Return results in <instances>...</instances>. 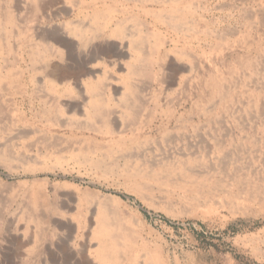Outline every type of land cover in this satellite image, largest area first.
Returning a JSON list of instances; mask_svg holds the SVG:
<instances>
[{
    "label": "rangeland",
    "instance_id": "obj_1",
    "mask_svg": "<svg viewBox=\"0 0 264 264\" xmlns=\"http://www.w3.org/2000/svg\"><path fill=\"white\" fill-rule=\"evenodd\" d=\"M99 1L40 0L42 21L34 0H0V18L20 8L0 27L12 51L0 54V264H101L103 198L125 244L117 264H264V0ZM103 14L157 55L131 91L120 78L134 53L102 35ZM99 98L117 127L86 116Z\"/></svg>",
    "mask_w": 264,
    "mask_h": 264
},
{
    "label": "bare ground",
    "instance_id": "obj_2",
    "mask_svg": "<svg viewBox=\"0 0 264 264\" xmlns=\"http://www.w3.org/2000/svg\"><path fill=\"white\" fill-rule=\"evenodd\" d=\"M1 1H3V0H1ZM5 1V0H4ZM55 1V0H54ZM99 1V0H98ZM101 1H103V0H101ZM110 1V0H109ZM137 1H139L140 3H141V5H142V7H145L144 5H143V0H137ZM147 1H149V0H147ZM146 1V2H147ZM152 1H157V0H152ZM50 2V1H49ZM49 2L47 3L48 5H49ZM53 2V1H52ZM93 2V1H92ZM100 2V1H99ZM131 2H133L132 0H131ZM19 3V2H18ZM23 3V2H22ZM122 3V2H121ZM137 3V2H136ZM15 4V3H14ZM12 5V4H10L9 5V7H8V10L7 11H2L3 13H1V15H2V17L0 18V27H15L14 25V23H16V18H15V16H14V13H12V11H17V12H19V9L20 8H18V7H16L17 6V4H15V5ZM33 4H34V6H33V10L32 11H37V10H41L42 12H44V14H43V16H42V21L45 19V9H47L46 7H48V6H44V5H41V4H44L43 2L42 3H40V0H34V2H33ZM124 4V3H123ZM115 6V5H114ZM113 6V8H108V9H106V11L108 12V14H110V12H112L113 13V11L114 10H116L117 9V7H114ZM119 6V5H118ZM14 7V8H13ZM9 8H10V12H9ZM12 8V9H11ZM119 9V8H118ZM23 10V9H22ZM1 11V10H0ZM31 11V10H30ZM29 11V12H30ZM104 11V10H103ZM24 12V11H23ZM22 12V13H23ZM115 12H117V11H115ZM127 12V11H126ZM130 12V11H129ZM171 12L173 13V17L171 16V19L173 18H177V17H179V14H182V12H180V10L178 9V8H174V9H172L171 10ZM35 13H37V12H35ZM105 13V12H104ZM159 13H160V11H159ZM25 14H27V13H25ZM25 14H24V16H22V17H25ZM42 14V13H41ZM115 14V13H114ZM117 14V13H116ZM31 15V14H30ZM127 15V14H126ZM101 16V15H100ZM109 15H104L103 14V17H104V19H102L103 17L101 16V19L99 20V18H98V20H99V22H100V24H99V26L100 27H103V28H106V29H104L103 30V33H102V35H104L105 37H108V38H124V39H127V41H128V46H129V48H130V51H133V55L134 56H131V58H132V60L131 61H129L128 63H126V67H127V73L126 74H124V76L123 77H121L120 78V81H121V83L124 85V88L123 89H128V90H130L131 91V89L133 90V87L131 88V82H129V79H130V77L129 76H131L132 77V75H138V74H141V75H147L148 74V71L147 70H149V68H147L146 66H148V65H150L151 66V68L150 69H152V65H153V63L154 62H156V57H157V55H155V53H154V51L153 50H147V49H142V48H140L139 47V43L142 41V40H144V37L143 36H141V35H139L138 37H136L135 39H134V41H133V36L132 35H130V36H125L124 34H123V32H121V29L120 28H117V25H118V23L116 22V26L115 27H110V20H108V17ZM157 16V14L155 13V16L154 17H156ZM159 16H160V14H159ZM31 17H33V16H30V19H31ZM35 17V16H34ZM37 17V16H36ZM92 17H93V15H92ZM95 17V16H94ZM134 17V16H133ZM39 18V17H38ZM124 18V17H123ZM127 18H129L130 19V17H127ZM137 18V17H136ZM135 18V19H136ZM157 18V17H156ZM163 18V17H162ZM22 19V18H21ZM115 19V18H114ZM133 19V18H132ZM159 19V18H158ZM161 19V18H160ZM170 19V20H171ZM18 20H20V19H18ZM35 20V19H34ZM40 20V19H39ZM38 20V21H39ZM138 20V19H137ZM165 20V19H164ZM174 21V20H173ZM18 23H20L19 21H17ZM28 22H29V20H28ZM31 22V21H30ZM98 22V23H99ZM113 22V21H112ZM115 22V21H114ZM121 22H122V20H121ZM166 22V21H165ZM32 23V22H31ZM135 23V22H134ZM133 23V24H134ZM140 23V22H139ZM175 23V22H174ZM39 24V23H38ZM120 24V23H119ZM142 24V23H141ZM72 25H73V23H72ZM95 25V24H94ZM137 25H140V24H137L136 23V26ZM169 25V24H168ZM171 25V24H170ZM84 26H85V24H84ZM83 26V29H85V27ZM87 26V25H86ZM118 26H121V24L120 25H118ZM133 26H135V24L133 25ZM144 26H145V24H144ZM28 27H30V26H28ZM32 27V26H31ZM140 27V26H139ZM147 27V26H146ZM172 27H173V25H172ZM20 28V27H19ZM77 28H78V26H77ZM5 29V28H4ZM79 29H80V27H79ZM81 29H82V27H81ZM82 29V30H83ZM88 29V28H87ZM86 29V30H87ZM92 29V28H91ZM138 29V28H137ZM176 29V28H175ZM21 30H23V29H21L20 28V31ZM31 30V29H30ZM30 30H29V32H30ZM75 30V29H74ZM81 30V31H82ZM142 30V29H141ZM6 31H8V30H6ZM35 31V30H34ZM132 31H134V30H132ZM136 31V30H135ZM134 31V32H135ZM149 31H150V29H149ZM1 32V31H0ZM15 32V31H14ZM31 32H32V30H31ZM84 32V31H83ZM90 32H91V30H90ZM27 33H28V31H27ZM73 33H75V32H73ZM87 33V32H86ZM137 33H138V31H137ZM8 34V33H7ZM10 34V33H9ZM20 34H22V33H20ZM89 34V33H88ZM134 34H136V33H134ZM153 34L154 33H152V37H153ZM40 35V34H39ZM82 35V34H81ZM138 35V34H137ZM136 35V36H137ZM144 35H146V34H144ZM150 35V34H149ZM157 35H158V33H157ZM156 35V36H157ZM15 36V35H14ZM25 36V35H24ZM36 36V35H35ZM77 36V35H76ZM160 36H162V35H160ZM1 37V36H0ZM8 37V36H7ZM55 37V36H54ZM52 37V38H49V37H42V47H44L43 46V44L46 46V48L44 47L43 49H48L49 51H52V49H53V42H55V43H57L56 42V39L55 38H57V37ZM158 37V36H157ZM11 38V37H10ZM26 38V37H25ZM36 38V37H35ZM39 38V37H38ZM96 38V37H95ZM147 38H148V35H147ZM147 38H146V41H147ZM154 38V37H153ZM159 38V37H158ZM161 38V37H160ZM163 38V37H162ZM161 38V39H162ZM79 39H80V36H79ZM149 39V38H148ZM152 39V38H151ZM9 40V39H8ZM22 40V39H21ZM38 40V39H37ZM153 40V39H152ZM160 40V39H159ZM10 41V40H9ZM25 41V40H24ZM23 41V42H24ZM61 41V40H60ZM145 41V40H144ZM145 41V42H146ZM154 41H156V40H154ZM153 41V45L156 43V42H154ZM164 41V40H163ZM2 42V41H1ZM16 42H18V41H16ZM21 41H19V43H20ZM39 42V41H38ZM59 42V41H58ZM62 43H64V39H62V41H61ZM137 42H138V44H137ZM171 42V41H170ZM175 42V41H174ZM8 43V42H7ZM148 43V42H147ZM147 43H145V44H147ZM164 43V42H163ZM173 43V42H172ZM21 44V43H20ZM144 44V45H145ZM165 44V43H164ZM6 45V44H5ZM9 45V44H8ZM11 45V44H10ZM58 45V44H57ZM57 45H55V46H57ZM62 45V44H61ZM156 45H159V44H157L156 43ZM173 45H175V43L173 44ZM21 46V45H20ZM28 46V45H27ZM59 46V45H58ZM57 46V47H58ZM147 46V45H146ZM152 46V45H151ZM13 47H15V46H13ZM12 47V48H13ZM41 47V46H40ZM61 47V46H60ZM63 47V46H62ZM65 47V46H64ZM145 47V46H144ZM156 47V46H155ZM174 47V46H173ZM176 47V46H175ZM1 51H0V54H1V57H2V52H8L9 50H10V48H8V47H5V46H1ZM18 48V47H17ZM22 48V47H21ZM33 48H34V46H33ZM56 48V47H55ZM59 48V47H58ZM57 48V49H58ZM14 49V48H13ZM19 49V48H18ZM119 49V48H118ZM156 49V48H155ZM159 49V48H158ZM97 50H98V48H97ZM109 50H111L112 52H110V53H108L107 54V52L105 53V52H103V54L105 55V54H107V55H116V53L117 54H120L121 52V54H124V51H119V52H117L116 51V47L114 46V45H110V48H109ZM172 50H173V48H172ZM177 50H179V49H177ZM177 50H175V52L177 51ZM186 50V49H185ZM29 52V51H28ZM37 52V51H36ZM39 52H41V51H39ZM43 52V51H42ZM63 52V51H62ZM158 52H159V50H158ZM179 53H180V51H178ZM10 53H12V51L10 50ZM20 53V52H19ZM30 53V52H29ZM56 53V52H55ZM55 53H53V54H55ZM59 53V52H58ZM58 53H56V54H58ZM188 53V52H187ZM4 54V53H3ZM50 54V53H49ZM190 54V53H189ZM36 55V54H35ZM52 55V54H51ZM97 55H99V54H97ZM124 55H126V54H124ZM186 55V54H185ZM34 56V55H33ZM39 56V55H38ZM37 56V57H38ZM54 56H56V55H54ZM58 56V55H57ZM1 57H0V59H1ZM6 57H8V56H6ZM52 57V56H51ZM62 57V56H61ZM188 57V56H187ZM186 57V58H187ZM5 59V58H4ZM3 59V60H4ZM9 59V58H8ZM15 59V58H14ZM2 60V61H3ZM12 61H13V59H11ZM188 60V59H187ZM5 61V60H4ZM6 61H8V60H6ZM40 61H42V59L40 60ZM15 62V61H14ZM37 62V61H36ZM11 64V62L9 63V65ZM7 65V64H6ZM8 65V66H9ZM11 65H13V64H11ZM157 65V64H156ZM162 65V64H161ZM15 66V65H14ZM31 66H34V65H31ZM30 66V67H31ZM149 66V67H150ZM174 66V65H173ZM1 67V66H0ZM10 67V66H9ZM58 67V66H57ZM158 67V66H157ZM1 68H3V67H1ZM17 68V67H16ZM33 68V67H32ZM37 68V67H36ZM52 68V67H51ZM154 68V67H153ZM163 68H164V66H163ZM9 69V68H8ZM18 69V68H17ZM46 69V68H45ZM161 69H162V67H161ZM6 70V69H5ZM11 70H12V68H11ZM33 70V69H32ZM51 70V69H50ZM54 69H52V71H53ZM39 71V70H38ZM44 71V70H43ZM47 71V70H46ZM45 71V72H46ZM49 71V70H48ZM59 70H57V71H55V72H58ZM15 73H17L16 71H14ZM13 72V73H14ZM50 72V71H49ZM49 72H47V74L49 73ZM150 72H152V71H150ZM163 72V71H162ZM161 72V73H162ZM60 73V72H59ZM160 73V74H161ZM12 74V73H11ZM20 74V73H19ZM57 74V73H56ZM152 74V73H151ZM13 75H15V74H13ZM12 75V76H13ZM49 75L51 76V75H53V78L51 79V83L52 82H54V83H56V81H59V80H56V79H58V77H57V75H55L54 73H52V74H50L49 73ZM155 75V74H154ZM164 75V74H163ZM15 77V76H14ZM13 77V78H14ZM19 77H21V76H19ZM60 77H62V74H60L59 75V78ZM64 77V76H63ZM159 77V76H158ZM12 78V77H11ZM133 78V77H132ZM158 79V78H157ZM156 79V80H157ZM160 79V78H159ZM13 80V79H12ZM49 80V79H48ZM131 81V80H130ZM50 84V83H49ZM101 84H103V86L104 87H106V88H108V82H107V78L106 79H104V81L102 82V80H97L96 82H88L87 84H86V90L88 89V91L90 90L91 92H94L97 88H98V86L100 85L101 86ZM102 88V87H101ZM105 89V88H104ZM125 89V90H126ZM136 90V89H135ZM97 91V90H96ZM95 91V92H96ZM101 91V90H100ZM98 92V91H97ZM133 92V91H132ZM135 92V91H134ZM130 93V92H129ZM125 94H126V92H125ZM121 95H122V93H121ZM127 95V94H126ZM123 97H124V94H123ZM127 97V96H126ZM129 98H131L130 96H128ZM134 97V96H133ZM92 98H94V96L92 97ZM90 99V98H89ZM104 99H106L105 97H104ZM125 99V98H124ZM127 99V98H126ZM112 100V99H111ZM117 100H119V99H117ZM90 101V100H89ZM92 101V100H91ZM135 101H137V100H135ZM123 102H125V101H123ZM128 102V101H127ZM134 102V101H133ZM109 103H111L110 101H109ZM121 103V102H120ZM129 103H130V101H129ZM138 104V103H137ZM107 103H106V100H102V99H96V100H94V101H92L91 102V105H90V107H89V110L87 111V115L85 114V112H84V115H86L87 117H89V119H94V118H96V117H99L100 118V120H97L98 122H100V123H97L98 125L100 124L101 126L102 125H104V126H108V127H112L113 125L115 126V127H117L118 126V122H116L115 121V119H113V117H111L108 113L109 112H107L105 109H107L106 107H107ZM132 105V104H131ZM124 106V105H123ZM135 106H136V104H135ZM128 107H129V105H128ZM132 107V106H131ZM130 107V108H131ZM125 108V107H124ZM126 108H127V106H126ZM130 108H127V109H130ZM131 110V109H130ZM127 113V112H126ZM123 114V113H122ZM131 114L129 113V116H130ZM111 117L112 119H113V122H110V120H109V118L108 117ZM123 117H124V115H123ZM123 117H122V119H123ZM95 120V119H94ZM94 120H93V122H94ZM73 121V120H72ZM96 121V120H95ZM122 121V120H121ZM123 122V121H122ZM61 123V122H60ZM76 124V123H75ZM112 124V125H111ZM121 124V123H120ZM123 126V125H122ZM89 127V126H88ZM91 127V126H90ZM103 127V126H102ZM121 128V127H120ZM91 129V128H90ZM99 129H101V128H99ZM103 129H104V127H103ZM110 129V128H109ZM102 130V129H101ZM110 130H112V129H110ZM110 130H108V132L109 133H111L110 132ZM118 132V131H117ZM119 132H120V130H119ZM118 132V133H119ZM54 143V142H53ZM129 175V174H128ZM133 178V177H132ZM131 178V179H132ZM135 178V177H134ZM135 180V179H134ZM0 187H1V185H0ZM130 187H131V189H133L135 192H138V193H142L143 192V194H145V193H147L148 192V187H147V185L146 184H143V183H141V182H139V181H134V182H132L131 184H130ZM97 194V193H96ZM247 194H250V192L248 193L247 192ZM92 196V195H91ZM98 197H100V196H98ZM94 198H97V197H94ZM110 198V197H109ZM92 199V198H91ZM97 199H99V198H97ZM94 200V199H93ZM92 200V201H93ZM103 201L102 202H98L99 204V213H97L98 214V216H97V221L95 222L96 223V227L95 228H93L94 229V231L92 232V238L93 239H95V241L97 240V245H96V247L95 248H93V249H91L90 251L92 252V254H94L96 257H98V259L100 260V262H101V264H117V262L120 260V258L119 257H117V256H120L119 255V253H123V250H124V247H125V244L124 243H121V240L119 239V236H118V232H115V230L114 231H112V230H110V228H109V226L107 225V217H110V214H112V213H115L114 211H112V209H110L109 210V208H108V206L107 205H105V201L104 200H106V199H102ZM248 200V199H247ZM107 201V200H106ZM96 202H97V200H96ZM114 205V204H113ZM116 206V205H115ZM110 207V206H109ZM112 207H114V206H112ZM111 207V208H112ZM94 209V208H93ZM115 210V209H114ZM65 211V210H64ZM116 211V210H115ZM120 211V210H119ZM27 212V211H26ZM117 212V211H116ZM121 212V211H120ZM57 214V213H56ZM122 214V213H121ZM96 215V214H95ZM118 215V214H117ZM35 217V218H34ZM33 218L34 219H37L38 218V216L36 215V216H34V214H33ZM116 218V217H115ZM125 219V218H124ZM108 220H109V218H108ZM127 220V219H126ZM125 220V221H126ZM43 221V220H42ZM47 222H48V220H46ZM110 221V220H109ZM8 222V221H7ZM119 222V221H118ZM53 223V222H52ZM111 223H112V225H115V224H118L117 223V221H115L114 222V220L113 221H111ZM37 225V224H36ZM111 225V224H110ZM41 226V225H40ZM62 226V225H61ZM118 226V225H117ZM73 228V227H72ZM115 228V227H114ZM60 229H61V227H60ZM37 232V231H36ZM89 233V232H88ZM91 234V233H90ZM89 234V235H90ZM37 235V234H36ZM36 237V236H35ZM121 238V237H120ZM90 239H91V237H90ZM95 246V245H94ZM88 248V247H87ZM88 249H90V248H88ZM87 249V250H88ZM85 251V250H84ZM128 251V250H127ZM87 254H88V252H87ZM125 254V253H124ZM124 254H122V255H124ZM131 254V253H130ZM148 254V253H147ZM127 255V254H126ZM143 255H145V254H143ZM157 255V254H156ZM148 256H149V254H148ZM121 257V256H120ZM123 257V256H122ZM115 258H119L118 260H116L115 261ZM150 258V257H149ZM163 258V257H162ZM98 259H96V260H98ZM95 260V261H96ZM139 260V259H138ZM149 260V259H148ZM136 261V260H135ZM130 262V261H129ZM150 262V261H149ZM148 262V263H149ZM119 263V262H118ZM146 263V262H145ZM126 264V263H125ZM149 264H163L162 262H161V260L159 259V258H156V259H153L152 260V263H149Z\"/></svg>",
    "mask_w": 264,
    "mask_h": 264
}]
</instances>
